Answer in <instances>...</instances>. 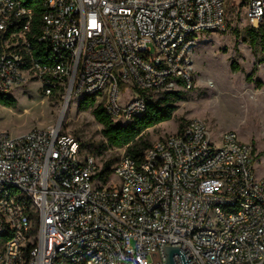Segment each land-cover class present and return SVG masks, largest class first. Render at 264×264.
Here are the masks:
<instances>
[{
    "label": "built area",
    "instance_id": "2783aa9c",
    "mask_svg": "<svg viewBox=\"0 0 264 264\" xmlns=\"http://www.w3.org/2000/svg\"><path fill=\"white\" fill-rule=\"evenodd\" d=\"M36 1L0 0V92L37 82L121 123L153 94L191 91L199 35L228 29L229 0ZM244 4L264 27V0ZM60 128L0 131V264H165L166 246L189 264H264V179L236 131L213 139L192 118L105 181L106 161Z\"/></svg>",
    "mask_w": 264,
    "mask_h": 264
},
{
    "label": "rangeland",
    "instance_id": "374dc122",
    "mask_svg": "<svg viewBox=\"0 0 264 264\" xmlns=\"http://www.w3.org/2000/svg\"><path fill=\"white\" fill-rule=\"evenodd\" d=\"M245 13L244 0H229L227 31L199 35L194 51L195 87L184 91L186 101L180 103L174 118L147 130L146 138L155 143L176 133L182 122L203 119L213 139L219 140L232 130L242 141L251 143L258 178L264 179V52L251 44ZM255 65L258 70L250 79ZM13 96L18 100L17 107L0 104V131L18 136L33 128L60 126L61 133L80 141L83 157L93 156L103 164L125 155L124 149L108 148L101 154L94 150L106 144L103 127L92 110L78 109V101L67 103L63 97L46 96L37 82H27ZM152 97L156 100L159 95Z\"/></svg>",
    "mask_w": 264,
    "mask_h": 264
},
{
    "label": "trees",
    "instance_id": "16d2710c",
    "mask_svg": "<svg viewBox=\"0 0 264 264\" xmlns=\"http://www.w3.org/2000/svg\"><path fill=\"white\" fill-rule=\"evenodd\" d=\"M26 4L34 7L36 12L40 11L38 1L36 0H26ZM249 34L252 46H260L264 52V27L258 29L250 28ZM237 68L236 65H233L234 71H237ZM257 70L258 65H255L249 76L250 79L254 77ZM184 101H186L184 91L164 92L156 100L149 97L147 99V111L145 114L128 123L115 122L103 105L96 107L95 97L83 98L78 104V109L80 111L92 110L94 118L103 127L102 134L106 140V144L95 147L94 150H97L101 154L108 148L124 149L125 156L141 161L145 151L153 145L146 138L147 130L172 120L179 109L180 103ZM0 104L17 107L18 100L12 94L0 92ZM185 123L186 121L181 123L180 129L184 127ZM88 147L90 148L91 146ZM117 161L118 158H110L105 162L104 170L101 173L105 181L112 173L111 167Z\"/></svg>",
    "mask_w": 264,
    "mask_h": 264
},
{
    "label": "water",
    "instance_id": "95a60500",
    "mask_svg": "<svg viewBox=\"0 0 264 264\" xmlns=\"http://www.w3.org/2000/svg\"><path fill=\"white\" fill-rule=\"evenodd\" d=\"M167 261L165 264H176L175 255H179L182 264H189L186 253L179 246H166Z\"/></svg>",
    "mask_w": 264,
    "mask_h": 264
}]
</instances>
